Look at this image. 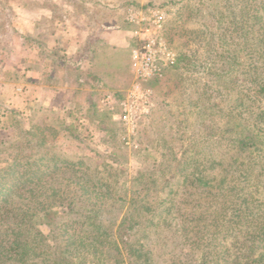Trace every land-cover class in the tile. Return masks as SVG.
<instances>
[{
    "label": "rangeland",
    "instance_id": "obj_1",
    "mask_svg": "<svg viewBox=\"0 0 264 264\" xmlns=\"http://www.w3.org/2000/svg\"><path fill=\"white\" fill-rule=\"evenodd\" d=\"M60 1L74 3L76 11L70 14L72 21L66 24L63 40L55 41L50 39L51 31L45 30L36 37L24 38L23 16L16 15L11 7L13 4L19 10L20 0H0V57L4 52L9 54L0 60V78L13 86H0V170L14 163L21 148H13L15 142L42 137L44 145L65 160L64 166L73 167L78 162L86 167V178L97 182V177H103L104 189L108 186L127 193L123 205L118 196L110 194L107 210L121 209L118 224L127 213L131 220L121 228L122 233L131 240L144 239V250H150L152 264H170L171 254L176 258L173 264H196L198 253L190 256L193 249L164 229L175 219V213L162 210L170 207L174 198L182 197L179 190L186 178L210 175L218 179L219 172L210 170L209 163L226 161L232 154L230 140L252 134L253 126L258 128L255 116L264 108V98L252 83L254 67H261L262 60L254 59V39H243V31L237 27L235 0H39L34 4L45 6ZM6 7L12 11L11 18L6 15ZM130 10L144 19L157 11L163 16L161 37L167 52L160 55L161 77H138L132 52L141 47L133 37L139 26L127 21ZM248 19L246 16V22ZM146 21L140 27L147 26ZM115 30L131 32V48H119V54L127 55L125 67L122 71L119 65L107 69L94 87L82 85L84 74L83 83L77 86L73 68L62 62V66H52V59L41 51L57 50L68 56L67 60H81L85 70L83 65L92 59V51L85 47L81 51L84 40L88 39L86 49L92 48L98 36L106 40ZM26 47L40 57L31 59L32 67L36 64V70L39 66L45 68L41 82L44 89L38 80L33 85L25 82L22 69H4L8 65L24 67ZM172 59L173 64L169 63ZM138 91L150 92L148 112L135 125L119 121L127 95ZM106 95L113 98L110 104L103 102ZM192 158L193 163L187 165L184 160ZM257 175L261 178L259 171L248 176L251 184ZM257 184L262 191L257 197L264 202V184ZM145 186L150 190L145 220L153 218V223L144 230L138 227L140 200L133 192H145ZM253 189L249 187L247 192ZM196 197L187 201V208ZM153 204L158 207L156 215L150 211ZM110 214L103 216L107 223ZM118 224L109 229L116 232ZM38 228L49 233L47 225ZM108 257L104 264H138V254L128 256L125 250L119 263L113 251L109 250Z\"/></svg>",
    "mask_w": 264,
    "mask_h": 264
},
{
    "label": "trees",
    "instance_id": "obj_2",
    "mask_svg": "<svg viewBox=\"0 0 264 264\" xmlns=\"http://www.w3.org/2000/svg\"><path fill=\"white\" fill-rule=\"evenodd\" d=\"M235 2L237 27L243 31V39H254V59L262 60L261 67H254L256 76L252 83L264 98V0ZM11 13L6 7L8 18ZM96 40V46L84 48L92 51V59L82 64L85 70L79 63L81 60H67L68 56L60 55L57 50L41 51L52 59V66L65 63L73 68V82L77 86L83 83L84 74L82 85L94 87L95 82L103 80L107 69L119 65L122 71L127 57L119 54L120 50L108 47L99 36ZM255 123L258 128L253 126L252 134L230 140L232 154L226 161L209 163L210 170L219 172L218 179L210 175L203 179L186 178L178 191L182 197L174 198L170 207L162 210L175 213V219L167 222L164 229L193 249L190 256L198 253L196 264H264V202L257 197L262 194L257 183L264 184V108L257 112ZM44 144L42 137L15 142L12 147L21 148L14 163L0 170V264H104L109 250L116 255L117 263L125 250L128 256L138 254V264H152L150 250H144V239L131 240L122 233L121 228L131 220L127 213L118 224L121 209L107 210L110 194L118 196V202L123 205L127 193L108 186L104 189L103 177H97V182L86 178L87 169L78 162L73 167L64 166L65 160ZM193 160L184 161L189 165ZM167 169L165 165L164 170ZM258 171L261 178L257 175L258 179L251 184L248 176ZM249 187L254 189L247 192ZM143 190L133 194L140 200L138 227L145 230L153 218L145 220L150 190L146 186ZM194 196L196 199L187 208V201ZM151 207L150 211L158 214V207L154 204ZM105 213L112 215L109 223L103 219ZM117 224L116 232L109 229ZM42 225L49 227L48 234L38 228ZM171 258L170 264L176 263L174 254Z\"/></svg>",
    "mask_w": 264,
    "mask_h": 264
},
{
    "label": "crops",
    "instance_id": "obj_3",
    "mask_svg": "<svg viewBox=\"0 0 264 264\" xmlns=\"http://www.w3.org/2000/svg\"><path fill=\"white\" fill-rule=\"evenodd\" d=\"M39 0H28L27 2L24 0H20L21 6L19 10H16V8H13V4L11 5L13 11L16 15L23 16V35L25 37H36L40 30H45L46 32L51 31L50 33V39H53L55 41L57 40H63L64 38V30L66 29V24L69 21H72L70 14H72L74 11H76V5L74 3L68 4L67 1H60V2H54L51 5H45V6H38L34 3ZM128 11V10H127ZM71 12V13H70ZM60 14H63V16H59ZM127 15V12H126ZM126 20V18H125ZM130 38H131V32L130 31H124V30H115L113 33L109 35V37L102 38V41L108 45V47H114L119 50V48H131L130 47ZM124 40V41H123ZM51 41V40H50ZM88 41V39L84 40V44H82V49L85 47V43ZM15 43H18L16 40ZM27 50V56H25L22 59L24 67L20 68L19 66H6L5 71L7 72H14L16 70L22 69L21 74L24 75V81L28 82L29 84L33 85L32 83L35 82L39 86L43 88V85L41 84L45 68L44 66H39L38 70H36V64L34 67H32L33 60L38 58V53L31 48L24 49ZM80 51V52H81ZM14 52L12 51L11 54ZM2 54V53H1ZM33 55V57H30V55ZM5 56H8L9 54H5V52L1 55L0 60ZM40 58V57H39ZM11 84V85H10ZM0 86L5 87L6 89L12 88V83L4 80V78H0ZM9 94V92H8ZM8 96V95H7ZM42 94L39 96V100H42ZM10 105V104H9Z\"/></svg>",
    "mask_w": 264,
    "mask_h": 264
},
{
    "label": "built area",
    "instance_id": "obj_4",
    "mask_svg": "<svg viewBox=\"0 0 264 264\" xmlns=\"http://www.w3.org/2000/svg\"><path fill=\"white\" fill-rule=\"evenodd\" d=\"M153 17L144 19L132 10L127 15V21L138 27L133 32V37L137 39L141 47L135 48L132 52L135 64L138 66V77L147 80L152 76L161 77L163 74V63L160 62V55L167 52L161 37V29L163 26V16L160 12H153ZM147 20V21H146ZM146 21L147 26L140 27V23ZM169 55V53H167ZM169 61V60H168ZM173 59L169 63L173 64ZM138 85V90H139ZM139 95V96H138ZM150 92H131L127 95L123 104V113L118 116V120L126 124L135 125L141 115L148 112ZM113 98L106 95L103 98L105 104H110Z\"/></svg>",
    "mask_w": 264,
    "mask_h": 264
}]
</instances>
